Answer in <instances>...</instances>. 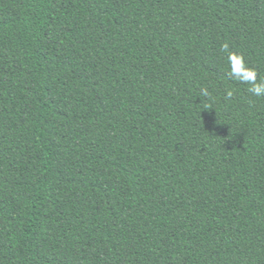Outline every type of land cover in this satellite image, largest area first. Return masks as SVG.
<instances>
[{
	"label": "trees",
	"instance_id": "obj_1",
	"mask_svg": "<svg viewBox=\"0 0 264 264\" xmlns=\"http://www.w3.org/2000/svg\"><path fill=\"white\" fill-rule=\"evenodd\" d=\"M224 44L264 81V0H0V264H264Z\"/></svg>",
	"mask_w": 264,
	"mask_h": 264
},
{
	"label": "clouds",
	"instance_id": "obj_2",
	"mask_svg": "<svg viewBox=\"0 0 264 264\" xmlns=\"http://www.w3.org/2000/svg\"><path fill=\"white\" fill-rule=\"evenodd\" d=\"M221 50L227 52L229 75L241 83L250 85L248 91L252 95L257 97L264 96V81L257 82L255 70L246 66L243 56L228 51L227 44L222 45ZM203 94L205 96L208 95L206 90H204ZM227 95L231 96L232 93L228 92Z\"/></svg>",
	"mask_w": 264,
	"mask_h": 264
}]
</instances>
